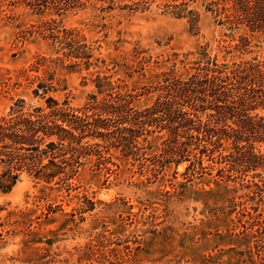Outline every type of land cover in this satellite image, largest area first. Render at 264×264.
I'll return each mask as SVG.
<instances>
[{
	"label": "rangeland",
	"instance_id": "1",
	"mask_svg": "<svg viewBox=\"0 0 264 264\" xmlns=\"http://www.w3.org/2000/svg\"><path fill=\"white\" fill-rule=\"evenodd\" d=\"M102 7L94 0L57 14L34 10L25 0H0V113L21 98L27 106L45 104L32 92L34 76L43 74L32 70L37 56L70 62L67 49L42 31L54 19L57 28L85 38L93 54L88 69L57 73L66 88L53 94L76 107L96 92L98 74L118 90L144 92L135 100L143 108L157 97L158 82L185 77L209 57L264 60L260 33L201 5L197 24L156 5ZM160 135L149 137L141 160L113 147L108 169L90 156L72 188L24 175L10 192L0 191V264H264L257 242L264 232L252 225L264 203L241 179L220 177L217 164L191 178L183 174L189 162L156 169Z\"/></svg>",
	"mask_w": 264,
	"mask_h": 264
},
{
	"label": "trees",
	"instance_id": "2",
	"mask_svg": "<svg viewBox=\"0 0 264 264\" xmlns=\"http://www.w3.org/2000/svg\"><path fill=\"white\" fill-rule=\"evenodd\" d=\"M25 1L34 10L64 14L94 0ZM95 1L108 10L143 11L156 5L193 24L199 21L201 5L224 21L264 37V0ZM55 24V19L48 21L42 31L67 49L64 54L70 62L59 56H37L32 70L43 74L34 76L37 86L32 92L45 104L27 106L21 98L9 112L0 113L1 192H10L24 175L51 188L55 184L72 188L90 156H96L97 166L108 169L112 161L107 154L113 147L141 160L147 158L149 137L161 134V150L154 155L156 169L189 162L183 174L191 178L217 164L220 177L241 179L264 203V60L228 63L209 57L197 62L185 77L166 76L158 82L153 87L157 97L143 108L135 100L144 92L118 90L120 86L109 76L98 74L96 92L76 107L53 94L66 88L57 73L88 69L93 54L85 38ZM260 216L252 225L263 233L264 213ZM257 242L264 247V237Z\"/></svg>",
	"mask_w": 264,
	"mask_h": 264
}]
</instances>
